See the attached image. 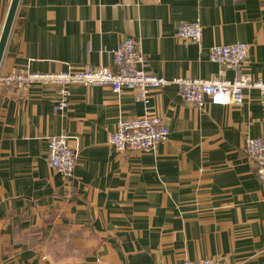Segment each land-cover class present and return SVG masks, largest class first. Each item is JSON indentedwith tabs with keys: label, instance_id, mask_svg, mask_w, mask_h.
<instances>
[{
	"label": "crops",
	"instance_id": "0c3cea01",
	"mask_svg": "<svg viewBox=\"0 0 264 264\" xmlns=\"http://www.w3.org/2000/svg\"><path fill=\"white\" fill-rule=\"evenodd\" d=\"M10 4L0 0V37ZM195 20L200 46L176 34ZM129 36L166 80L219 75L208 48L245 43L240 75L264 82V0H19L0 64V264H264V182L244 148L264 137L258 90L202 109L175 84L153 91L169 134L150 152L107 143L119 118L144 114L134 91L73 85L57 113L56 85L7 90L24 72L111 67L108 52ZM51 136L76 154L70 181L47 166Z\"/></svg>",
	"mask_w": 264,
	"mask_h": 264
},
{
	"label": "built area",
	"instance_id": "2783aa9c",
	"mask_svg": "<svg viewBox=\"0 0 264 264\" xmlns=\"http://www.w3.org/2000/svg\"><path fill=\"white\" fill-rule=\"evenodd\" d=\"M177 37L198 46L201 44L202 27L199 20L181 23L177 27ZM112 58L111 67H95L66 72L40 73L24 72L6 79L8 91L14 86L32 84H51L58 86L55 112H63L70 97V87H107L119 94L123 90L135 92L137 101L143 103L144 114L141 117L119 118L115 130L109 134L107 143L118 152H150L164 143L169 134L164 119L152 114L149 106L150 94L168 84L178 87L181 100L202 109L206 103L212 106L240 105L243 101L242 91L256 89L264 95V82L252 80L240 75V70L248 58V45L235 43L217 45L208 48L210 62L219 65V75L209 79L177 78L166 80L158 78L145 69L146 56L140 41L134 37L122 38L115 49L108 52ZM232 69L236 76L233 80L222 78L224 70ZM46 163L53 171L70 181L76 166V154L69 147L66 137L51 136L46 139ZM245 152L256 168L257 178L264 182V137L246 138ZM182 264H226L223 259L200 258L186 260Z\"/></svg>",
	"mask_w": 264,
	"mask_h": 264
},
{
	"label": "water",
	"instance_id": "95a60500",
	"mask_svg": "<svg viewBox=\"0 0 264 264\" xmlns=\"http://www.w3.org/2000/svg\"><path fill=\"white\" fill-rule=\"evenodd\" d=\"M19 0H11L10 8L8 11V15L2 30V34L0 37V64H1V59L3 56V52L5 50V45L9 36V32L11 30V26L13 23V19L17 10Z\"/></svg>",
	"mask_w": 264,
	"mask_h": 264
}]
</instances>
